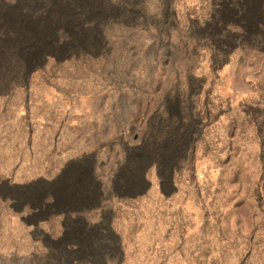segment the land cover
<instances>
[{"label":"rangeland","instance_id":"1","mask_svg":"<svg viewBox=\"0 0 264 264\" xmlns=\"http://www.w3.org/2000/svg\"><path fill=\"white\" fill-rule=\"evenodd\" d=\"M230 2L77 0L99 48L0 54V264H85L80 221L103 264H264V0Z\"/></svg>","mask_w":264,"mask_h":264},{"label":"trees","instance_id":"2","mask_svg":"<svg viewBox=\"0 0 264 264\" xmlns=\"http://www.w3.org/2000/svg\"><path fill=\"white\" fill-rule=\"evenodd\" d=\"M230 1V8L238 18H242L245 13V0ZM76 5L77 0H0V54H5L8 65L12 66L21 58H28L38 50L43 53L54 50L57 53V39L59 40L66 31L76 35L73 39L67 38L70 47L80 45L99 48L101 41L91 34L97 21H90L89 14L77 9ZM106 7L104 16H118L127 22L133 19L137 21L136 16L129 15L126 10L124 12L109 4H106ZM5 14L17 23H10L4 18ZM103 15L97 16L98 19L101 20ZM27 23L34 24L42 32V36L36 38L27 33ZM259 40H264L263 34L259 36ZM107 239L106 234L101 231L91 233L82 227L73 235V243L79 244V251L86 255L85 264L104 263L105 244L110 241ZM56 260L58 264H72L76 260V253L62 249L56 253Z\"/></svg>","mask_w":264,"mask_h":264},{"label":"flooded vegetation","instance_id":"3","mask_svg":"<svg viewBox=\"0 0 264 264\" xmlns=\"http://www.w3.org/2000/svg\"><path fill=\"white\" fill-rule=\"evenodd\" d=\"M83 222L82 221H80V222H78L76 225H77V227H82V228H84V227H87V225H85L84 224V226H83ZM74 226V225H73ZM75 227V226H74Z\"/></svg>","mask_w":264,"mask_h":264}]
</instances>
